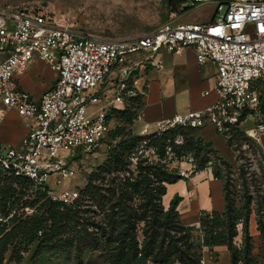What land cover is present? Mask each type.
<instances>
[{
  "label": "built area",
  "instance_id": "1",
  "mask_svg": "<svg viewBox=\"0 0 264 264\" xmlns=\"http://www.w3.org/2000/svg\"><path fill=\"white\" fill-rule=\"evenodd\" d=\"M188 1L195 7L213 6V20L170 19L134 41L77 30L62 15L50 14L33 3L0 6V102L4 107L0 108V120L7 111L15 110L21 118L35 121L18 146L0 145V169L29 180L30 192L40 191L53 201L72 203L78 197L77 190L54 189L74 177L66 159L76 152L100 148L111 131L108 110L102 106L88 116V109L103 102L115 108L129 105L137 94L131 78L140 62L132 69L127 65L128 57L142 53L147 55L143 62H149L161 51L175 53L189 48L199 65L210 62L216 67L217 100L206 109L174 116L155 133L176 126H212L228 138L232 127L254 117L255 127L245 133L255 139L264 135L260 106L264 98V0ZM35 61L57 75L54 87L39 99L15 83ZM161 64L158 60L156 67ZM175 143L181 145L183 140L178 137ZM63 152L66 154L60 155ZM166 154L170 160L171 147ZM140 159H158L146 139L140 141L131 158L132 169ZM175 161L169 168L189 177L195 165L193 157L188 155L181 162L190 170L175 165Z\"/></svg>",
  "mask_w": 264,
  "mask_h": 264
},
{
  "label": "trees",
  "instance_id": "2",
  "mask_svg": "<svg viewBox=\"0 0 264 264\" xmlns=\"http://www.w3.org/2000/svg\"><path fill=\"white\" fill-rule=\"evenodd\" d=\"M163 2L170 13L195 8L188 0ZM260 106L264 113V98ZM127 107L117 115L131 126L143 107L141 95L137 93ZM244 119L245 115L240 120ZM199 129L176 126L146 136L124 127L110 131L112 143L104 161L87 175L69 204L30 192L29 180L0 169V264H21L25 254L33 260L54 250L73 254L78 264H203L204 251L216 255L217 247L227 248L230 264H258L259 249L264 248V191L256 190L255 199L245 186L239 196L230 178L233 166L198 135ZM178 137L181 145L175 143ZM142 139L148 140L158 159H140L132 169L131 158ZM244 141L251 139L239 126L232 127L227 145L237 150L234 142ZM168 147L173 153L170 160ZM188 155L195 162L191 174L211 168L224 192V211L201 212L197 227L182 223L178 194L164 204L168 186L187 179L169 164L175 160L181 164ZM238 170L244 178V168ZM253 213L257 240L249 233Z\"/></svg>",
  "mask_w": 264,
  "mask_h": 264
},
{
  "label": "crops",
  "instance_id": "3",
  "mask_svg": "<svg viewBox=\"0 0 264 264\" xmlns=\"http://www.w3.org/2000/svg\"><path fill=\"white\" fill-rule=\"evenodd\" d=\"M212 20L213 17L201 23ZM146 58L147 55L144 60ZM158 60L162 61L160 67H156ZM139 62L133 71V82L134 89L141 95L143 107L133 125L136 135H151L158 130L160 124L174 116H184L191 111L206 109L217 100L214 92L216 67L210 62L199 65L192 49L186 48L175 53L161 51L151 61ZM56 78L54 70L35 61L28 65L24 75L15 79V83L18 89L39 99L45 91L54 87ZM0 108H4L1 102ZM138 124L142 125L140 131L137 130ZM34 126L33 119H23L15 110L7 111L0 120V145L5 143L18 146ZM198 135L204 141L211 142L230 162L234 160V152L227 145L226 138L218 134L214 127H202L198 130ZM181 168L190 170L186 164L181 165ZM175 194L182 199L177 210L186 226L197 227L201 212L224 211L223 185L213 176L211 168L191 174L185 181L168 186L164 198L166 206ZM249 233L257 240L259 232L255 219L250 220ZM214 252L215 257L204 251L203 264H230V253L226 247L214 248ZM259 254L258 264H264V248L259 249Z\"/></svg>",
  "mask_w": 264,
  "mask_h": 264
},
{
  "label": "rangeland",
  "instance_id": "4",
  "mask_svg": "<svg viewBox=\"0 0 264 264\" xmlns=\"http://www.w3.org/2000/svg\"><path fill=\"white\" fill-rule=\"evenodd\" d=\"M23 3H33L35 6L42 7L44 11L50 14L62 15L66 20L73 23L77 30L101 35L118 40L134 41L144 35H148L165 22L175 19L179 22H196L201 23L212 19L214 7L211 5H199L195 8L182 13H170L163 0H0V6L3 5H20ZM146 54L130 55L127 65L133 69V64L144 61ZM134 71V70H133ZM134 79V73L132 74ZM130 105V101H129ZM111 113V131L118 127H124L126 131L134 132L133 125L125 124L118 118L117 112L125 108L114 107L108 102L91 105L87 115L97 113L101 107ZM255 118L248 117L240 125L243 131H250L255 127ZM141 124L137 125L140 131ZM153 130V129H151ZM150 130V131H151ZM251 141H244L242 144L234 142L237 150L233 148L234 160L230 162L233 171L230 178L236 191L242 195V190L246 186L249 193L257 199L256 190L264 191V138L262 135L257 139L246 134ZM112 143L108 135L104 140V145L91 152H76V154L66 159V164L74 171V177L68 180L59 190H78L85 185L87 175L100 165L106 156V146ZM114 143V142H113ZM4 145H11L5 144ZM13 146V145H11ZM261 148V149H259ZM66 154L65 152L60 155ZM184 163H181L183 165ZM175 165L180 164L176 163ZM243 167L245 172L244 178H240L238 168ZM255 181V182H254ZM245 182V185H243ZM244 191V190H243ZM255 219L256 213L251 215V220ZM250 224V223H249ZM242 234L236 238V242L241 241ZM21 264H78L73 254L64 251H52L37 259L31 260L30 254H25ZM4 264H15L7 261ZM83 264H86L84 262Z\"/></svg>",
  "mask_w": 264,
  "mask_h": 264
}]
</instances>
